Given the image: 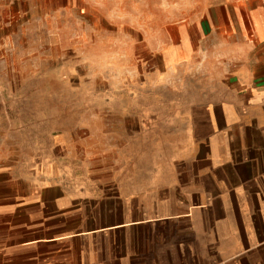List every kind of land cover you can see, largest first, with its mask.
Instances as JSON below:
<instances>
[{"label": "crops", "instance_id": "0c3cea01", "mask_svg": "<svg viewBox=\"0 0 264 264\" xmlns=\"http://www.w3.org/2000/svg\"><path fill=\"white\" fill-rule=\"evenodd\" d=\"M203 7L164 51L198 96L164 118V167L118 157L11 185L0 264H264V0Z\"/></svg>", "mask_w": 264, "mask_h": 264}, {"label": "rangeland", "instance_id": "374dc122", "mask_svg": "<svg viewBox=\"0 0 264 264\" xmlns=\"http://www.w3.org/2000/svg\"><path fill=\"white\" fill-rule=\"evenodd\" d=\"M207 1L0 0V199L44 168L164 167L198 99L164 51Z\"/></svg>", "mask_w": 264, "mask_h": 264}]
</instances>
